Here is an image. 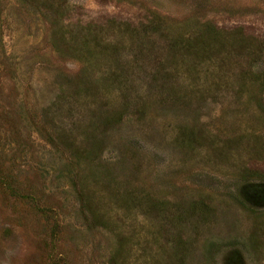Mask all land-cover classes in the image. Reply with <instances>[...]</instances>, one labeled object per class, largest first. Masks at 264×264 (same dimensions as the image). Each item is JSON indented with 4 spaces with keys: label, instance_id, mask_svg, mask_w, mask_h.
Wrapping results in <instances>:
<instances>
[{
    "label": "rangeland",
    "instance_id": "374dc122",
    "mask_svg": "<svg viewBox=\"0 0 264 264\" xmlns=\"http://www.w3.org/2000/svg\"><path fill=\"white\" fill-rule=\"evenodd\" d=\"M0 264H264V0H0Z\"/></svg>",
    "mask_w": 264,
    "mask_h": 264
}]
</instances>
